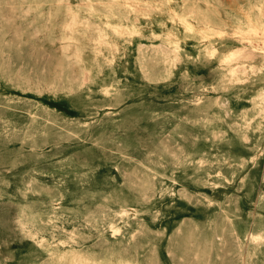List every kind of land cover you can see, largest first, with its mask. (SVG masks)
I'll list each match as a JSON object with an SVG mask.
<instances>
[{
  "label": "rangeland",
  "instance_id": "obj_1",
  "mask_svg": "<svg viewBox=\"0 0 264 264\" xmlns=\"http://www.w3.org/2000/svg\"><path fill=\"white\" fill-rule=\"evenodd\" d=\"M0 264H264V0H0Z\"/></svg>",
  "mask_w": 264,
  "mask_h": 264
}]
</instances>
